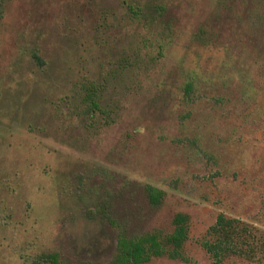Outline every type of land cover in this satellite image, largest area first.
Wrapping results in <instances>:
<instances>
[{
    "label": "rangeland",
    "instance_id": "rangeland-1",
    "mask_svg": "<svg viewBox=\"0 0 264 264\" xmlns=\"http://www.w3.org/2000/svg\"><path fill=\"white\" fill-rule=\"evenodd\" d=\"M136 1L167 10L152 23L135 20ZM0 7V264H40L49 251L65 264L110 260L117 229L100 217L103 206L127 234L170 232L175 213L189 215L184 258L146 264H214L201 242L220 212L264 230V104L241 96L246 75L259 78L264 63V5L1 0ZM205 23L210 45L194 39ZM192 78L197 91L186 97ZM91 82L100 86L101 110L82 99ZM147 183L165 191L157 208Z\"/></svg>",
    "mask_w": 264,
    "mask_h": 264
},
{
    "label": "trees",
    "instance_id": "trees-1",
    "mask_svg": "<svg viewBox=\"0 0 264 264\" xmlns=\"http://www.w3.org/2000/svg\"><path fill=\"white\" fill-rule=\"evenodd\" d=\"M243 5L246 10L255 9L256 6H263L264 0H243ZM129 8L133 19L148 23L154 22V19L159 15L162 16L167 10L166 4L158 3L149 6L139 1L130 3ZM224 9L228 14L237 16V11L233 6L225 5ZM209 28L210 25L205 23L194 34V39L204 45L212 44L215 36ZM34 56L36 59H40L37 54ZM232 60L233 55L231 54L227 62L224 63V67H229ZM252 82L256 84V87L252 85ZM197 85L194 78L187 81L184 84L185 96L190 97L195 94ZM99 92L100 86L96 83L84 84L82 99L91 111L101 110ZM241 96L250 103L264 104V63L261 65L259 78H254L252 74L246 75L245 90ZM233 175L236 177L235 171H233ZM144 188L150 206L159 207L164 199L165 191L150 183L145 184ZM103 207L100 209L99 215L117 229L116 245L110 260L97 264H146L154 258L163 256L172 259L184 258L183 247L189 238L190 218L187 213L177 212L174 214L172 218L173 230L170 232L153 228L145 232L127 234L122 224L109 214L105 206ZM207 233L209 238L203 239L201 243L212 256L214 264H221L222 261L230 257L243 258L255 264H264V230L244 220L242 215L220 212L215 223L208 228ZM38 259L40 264H65L57 251L41 252Z\"/></svg>",
    "mask_w": 264,
    "mask_h": 264
}]
</instances>
